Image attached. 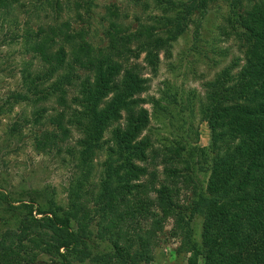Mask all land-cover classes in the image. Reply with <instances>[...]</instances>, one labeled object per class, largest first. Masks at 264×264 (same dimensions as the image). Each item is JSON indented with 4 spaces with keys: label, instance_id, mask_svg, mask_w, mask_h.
Wrapping results in <instances>:
<instances>
[{
    "label": "trees",
    "instance_id": "16d2710c",
    "mask_svg": "<svg viewBox=\"0 0 264 264\" xmlns=\"http://www.w3.org/2000/svg\"><path fill=\"white\" fill-rule=\"evenodd\" d=\"M152 1L159 12L135 17L132 27L108 9L101 46L87 34L93 0L73 1L83 23L78 28L57 20L69 7L61 0H44L55 16L45 11L48 21L35 30L26 22L23 48L38 64H26L25 92L5 101L31 105L35 151L65 153L79 171L64 207L23 203L15 226L0 233V264H147L168 220L170 233L189 242V264L198 256L202 264H264V0H223L224 31L238 40L241 56L205 81L197 97L207 146L192 144L187 135L153 144L144 132L149 115L143 105L167 108L144 96V75L157 70L160 55H169L191 17H203L216 0ZM21 6L20 0H0L4 14ZM164 95L177 102L173 93ZM72 131L78 136L69 145ZM197 172L207 173L204 186ZM194 216L201 217L198 242L191 240ZM92 238L109 248L94 252Z\"/></svg>",
    "mask_w": 264,
    "mask_h": 264
},
{
    "label": "rangeland",
    "instance_id": "374dc122",
    "mask_svg": "<svg viewBox=\"0 0 264 264\" xmlns=\"http://www.w3.org/2000/svg\"><path fill=\"white\" fill-rule=\"evenodd\" d=\"M22 6L9 14L0 11V193L6 198L0 199V233L6 228H13L16 219L24 211L23 203L33 202V205L46 207L55 204L64 207L66 204L68 186L78 173L76 160L68 155L42 153L32 148V135L29 129V112L31 105L28 102L7 103L5 100L10 93L25 92L23 74L26 64L31 68L37 67L36 58L23 48L25 24L35 30L38 24L47 22L44 12L48 16H55L51 8L45 7L44 0H20ZM69 1V7H63L57 20H69L75 28L83 25L76 18L73 1L61 0L62 5ZM149 3L145 7L144 2ZM152 0H93L91 16L88 17V37L94 46L105 43L103 31L108 26V9H116L118 22L133 26L135 17L144 19V16L159 12L154 9ZM45 9H39L43 6ZM80 12L82 9L79 10ZM228 14L225 1L216 0L208 4L203 17L196 14L191 17L185 31L171 44L168 56L160 55L157 70L154 73L145 72L147 89L144 96L157 99L158 106L147 102L149 122L147 133L155 146L167 143L172 139L183 136L196 146H207L209 129L205 121L200 120L197 110V97L204 92L203 83L213 77L225 64L236 56H241L238 40L227 35L224 28V17ZM113 18V17H112ZM141 57L139 58V60ZM164 92L177 99H167ZM196 101V102H195ZM179 102V103H178ZM45 106L50 110L54 105L51 102ZM192 110V112L190 111ZM49 112V111H48ZM143 132V133H144ZM78 136L72 131L69 145H73ZM102 157L94 159L95 166ZM159 162V156L156 157ZM160 177L162 164L157 165ZM205 185L207 173H194ZM171 222L164 225V231L159 235L153 249V258L147 264H189L192 257L189 251V242L185 236H176L170 233ZM201 217L194 216L191 220V240L199 241ZM90 246L94 252H101L109 248L106 242L92 238ZM72 264H91L88 261L73 262ZM196 264H202L201 257L196 258Z\"/></svg>",
    "mask_w": 264,
    "mask_h": 264
}]
</instances>
